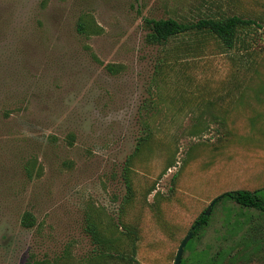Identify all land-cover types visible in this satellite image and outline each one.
Here are the masks:
<instances>
[{"label":"rangeland","instance_id":"374dc122","mask_svg":"<svg viewBox=\"0 0 264 264\" xmlns=\"http://www.w3.org/2000/svg\"><path fill=\"white\" fill-rule=\"evenodd\" d=\"M233 190L264 198V0H0V264H173ZM205 217L181 264H264V212Z\"/></svg>","mask_w":264,"mask_h":264},{"label":"trees","instance_id":"16d2710c","mask_svg":"<svg viewBox=\"0 0 264 264\" xmlns=\"http://www.w3.org/2000/svg\"><path fill=\"white\" fill-rule=\"evenodd\" d=\"M146 25L149 28V32L146 35V41L150 44H164L169 39L177 37L179 35L188 33L190 31H208L214 34L218 39L224 43L231 42L233 40L234 33L238 27L253 26L255 23L251 20H246L237 16L228 17L225 19H200L195 23H183L174 19H159L152 20L146 19ZM229 42V43H230ZM261 190H233L221 194L216 198L214 204L223 200L233 201L235 204L243 207L255 209L259 212H264V198H262ZM33 217L30 214H26L22 219V225L25 227H31ZM198 222L201 225H205L207 218L204 215L199 216L195 226ZM199 227L196 229L198 231ZM95 240H98V236L92 226ZM26 264H39L38 262L28 261Z\"/></svg>","mask_w":264,"mask_h":264},{"label":"water","instance_id":"95a60500","mask_svg":"<svg viewBox=\"0 0 264 264\" xmlns=\"http://www.w3.org/2000/svg\"><path fill=\"white\" fill-rule=\"evenodd\" d=\"M216 200V199H215ZM214 200V201H215ZM214 201H212L210 203V205L207 207V210L206 212L203 214L204 216H208L209 213H210V209L211 207L213 206L214 204ZM201 226V222H198L195 226H193L190 231L188 232V234L183 238V240L181 241L178 249H177V252H176V255H175V258H174V262L173 264H181V260H182V255H183V251H184V248L185 246L187 245V243L192 239V237L194 236L195 234V231L198 227Z\"/></svg>","mask_w":264,"mask_h":264}]
</instances>
